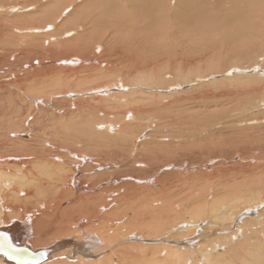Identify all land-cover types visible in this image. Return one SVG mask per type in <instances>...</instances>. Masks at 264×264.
<instances>
[{"label": "bare ground", "instance_id": "6f19581e", "mask_svg": "<svg viewBox=\"0 0 264 264\" xmlns=\"http://www.w3.org/2000/svg\"><path fill=\"white\" fill-rule=\"evenodd\" d=\"M80 1L0 0V71L13 73L9 84L0 75V264H264V221L252 228L251 220L236 223L264 204V0H225L238 3L240 21L208 19L198 32L186 22L192 6L173 0H121L115 10L112 0ZM101 42L121 51L100 56ZM199 79L192 89L215 92L206 90L209 106L198 115L175 109L182 100L177 92L147 91H176ZM116 88L122 92L112 105L101 91ZM178 97L175 108L160 112L161 119L173 115L165 117L167 126L180 123L165 160L195 155L233 163L216 167L225 166L217 180L150 177L146 167L136 171L137 181L161 185L158 193L129 184L121 195L110 187L78 195L104 183L96 173L102 164L83 162L97 160L118 137L136 145V128L144 125L125 122L129 115L149 116L151 107L158 114L160 103ZM114 121L125 123L112 135ZM62 150L82 161L69 168ZM41 155L51 160L40 161ZM24 158L37 161L4 163ZM239 158L247 164L235 163ZM76 170L94 174L77 192ZM210 218L221 235L201 233ZM170 233H181L179 240H164Z\"/></svg>", "mask_w": 264, "mask_h": 264}, {"label": "rangeland", "instance_id": "374dc122", "mask_svg": "<svg viewBox=\"0 0 264 264\" xmlns=\"http://www.w3.org/2000/svg\"><path fill=\"white\" fill-rule=\"evenodd\" d=\"M83 1L84 0H81L79 5H81ZM85 1L93 2L95 0H85ZM194 1L195 0H173L174 5L176 3H177L176 5H178V2H180V3H182V4H179V5H181V7L183 5H184V7L185 6L186 7L192 6L193 10L189 14L188 18H186V22L189 24V26H190V28L192 30H197V32H198V30H200L202 28H205L208 25H210L206 21L208 19H210L211 20L210 22H212V23L213 22H216V21H222V20L225 22V21H227V20L230 19L231 20V23L228 26H231L234 22H239L240 21V18L241 17L240 18L237 17L238 10L240 9L239 6L237 5L238 3H234L232 1L230 3H226V2H224L225 0H207V1H212V2H209V4H207V6H206L204 3H200L198 1H195L194 2ZM8 2L11 3V1H8ZM127 2H128V5H132V2L131 1H127ZM20 3H22V2H20ZM121 4H122V1L121 2H115V0H112V6H113L114 10L117 9ZM103 25L105 26V27H103L104 31H106V30H109L110 31L111 30L110 25L109 26H106L105 24H103ZM83 31H84V28H83ZM106 36H108V35L105 34V37ZM104 45L105 44L102 43V42H101V44H98L99 49H98V53L97 54H99L100 56H102L103 54H107V53L108 54L109 53H118L119 51H121L116 46H114L112 48H109L108 46H106V45L104 46ZM179 55H180V53H179ZM260 60H261V63L264 64V58L261 57ZM41 64L43 65L42 62H41ZM170 65L171 64H169L168 66H166V70L169 68ZM44 66H46V65H44ZM200 66L201 65H196L197 68L200 67ZM257 67L258 68H260V67L262 68V65L261 66H257ZM253 70L254 69L248 68L247 69V72L249 74H252V73H254ZM261 70H264V69L262 68ZM22 72H25V69L24 70L22 69ZM0 75H2V78L1 79H2L3 83L7 82V84H9L11 82L10 81V78L13 77L12 76L13 75L12 70H9L7 68H2L1 71H0ZM262 75L263 74H261V76ZM263 77H264V75H263ZM214 79H216V77H211V80L210 81H213ZM193 83L196 84L193 87H196V86L197 87H200L201 86V83H203V82H201V80L199 79V81H194L191 84H188V83L185 84L184 83L183 86L181 88L177 89L176 91H167L164 88L163 89H160V88H156V87L155 88H148L147 91H149V92L152 91L151 92L152 94H154V92H155V95H157V96L158 95H165L164 94L165 92H167L166 93L167 95H169V94L172 95V94H174V92L175 93L177 92L178 95H179V97L182 96L181 97L182 100L179 103V105L181 104L180 105L181 108H179V105L176 106V108H175V106H173L177 102V100L179 99V97H178V98H176L174 100L172 99V100L164 101V102H167L168 104L167 103H164V102L163 103H160L159 104L160 105V109L163 108V107L164 108L161 109V110L157 109L159 116H157L158 114H156L154 112L151 115L152 111L155 110V107H151L152 110H150V112H149L150 115L149 116H145L143 118H142V115H140L141 112H142V110L138 113L139 114L138 115L139 117L136 116V112L133 113V116L129 115L128 121H125L124 120L125 122H129L130 119H132V121H133L132 123H137L139 125L140 123L143 122L142 124L144 125L143 127L137 126V128H136V130H137V136L139 137L138 138V141H136V145L135 146L134 145H131V143L126 142V141H122V140H120V137H118V138L114 139V143H113L114 145H112L111 147H108V148H106V147L105 148L104 147L102 148V154L100 155V157L97 160L94 159L93 161H90V162L89 161L83 162V165L85 167H88V166L92 167L93 164H95V162L96 163H99V164L101 163L102 166L101 167H99V166L97 167V170H96L97 172L96 173H98L100 175V177H103V182L104 183H102V185L100 187H98L97 191L91 192L89 190V188H88L85 191L81 190L83 192L78 193V195H91V194H94V193H97L98 194V193L102 192V189L104 187H110V189L112 188L109 193H112L113 194L114 191L115 192L117 191L116 193L118 195H121L120 193H123L124 190H126V188H127V186L129 184H134V186L136 185V186H140V187L141 186L148 187V189L151 190L152 192L158 193L160 191L161 185L155 184V183H151V182H142L141 183V182H138L137 181V179L140 176H137L136 171L140 170V168H146V167H147V170L148 171L150 170L149 171V173H150L149 176L150 177H152L154 175H158V173L160 172V177L161 178H162V176L164 174H167V176L172 177V178H174V176H176V175L177 176L179 175V177L185 178V179L189 177L190 180H200V179L203 180L204 178H207L208 177V180H209L208 182L209 183L210 182H213V180L215 181V179L217 180V178H218L217 177V174L221 170H224V167L225 166H219V168H216V167L219 164H222V163H226V165H228V164L229 165H232L233 163L231 164V162H227L224 159H221V160H217L216 159L214 161H211L213 163H210V162L206 163V159L204 158L205 156H203L202 158H198L199 156H195V155L194 156H191L190 155L193 158V160L189 156H187L185 158L187 160L181 159V158H177V160L175 161L176 164H175L174 161H171L170 164H169L170 166L168 165V162L166 161L168 159L167 156H170V155L172 156L173 155L172 154V150L173 149L172 150H169V149L172 148V142L174 140V136H173L174 133L173 132L174 131H178V127H179L180 123L177 124V122H176V127L175 128H172V127L167 126L165 124L166 122H164V121H167V119L169 121L173 117V115H170V116L168 115L169 117L172 116L171 118H169L168 116H165L166 118L167 117L168 118L166 119L164 117V119H161L160 112H163L164 109L166 111L172 110L173 109L172 107H174L175 109H177V108L179 110L181 109L180 110L182 112V113H180L181 115L184 114V113L192 114V115H198V114L202 113L209 106V102H207L209 100V98H207V96H206L207 95L206 94V90H210L211 93L215 92V88H214L215 86L213 84H212L213 85L212 88H214V90L210 88L211 86L210 87L203 88V89L195 90V89H192L193 87H191ZM132 89H134V88H132ZM132 89H130V91ZM101 92L102 93L108 92L109 98H106V99L111 100V102H112L111 104L112 105H115L116 101L115 100H112V98L115 99L114 95L122 92V89L121 88H116L115 90L114 89H112V90H109L108 89V90L101 91ZM170 92H173V93H170ZM200 95L202 97H200ZM77 96H79V95L77 94ZM81 98L82 97H77L75 100H77V99L80 100ZM159 99L160 98H157V100H159ZM172 103H173V105H172ZM168 105H169V107H168ZM182 109H183V111H182ZM74 110H76V109H74ZM36 113L37 112L34 113V115L32 116V119H30L29 121H32V120L35 119V117H36L35 114ZM164 113H166V112L164 111ZM176 113H177V111H176ZM180 114L179 113L177 114L178 116H177V120L176 121H178V118H180ZM142 120H145V121H142ZM160 123L162 125H160ZM123 124L122 123H115V121L114 122H111L110 125H109L108 133L109 134H112V135L118 134L119 131L121 132L122 125ZM163 124H165L168 128H166V126L163 125ZM223 125L224 124L220 125V127H218V130L221 131L222 129H224V126L225 125L224 126ZM112 127H117L118 129H116V130L113 129L112 130ZM145 127H149V128H145ZM27 128L28 127H26L25 130H27ZM171 128H172V130H171ZM98 130L100 132H104L105 131V129H100V128ZM23 133H25V132H23ZM119 142H121V143H119ZM55 148L58 149V147H55ZM45 149H49V148L47 147ZM108 149H110L109 152H112V155L114 154L113 155L114 156V159H115L114 161H110L109 158L107 157V156H109V154H106V151H108ZM145 151H147V152H145ZM260 151L261 150L256 149V151H254V153H256L257 156H260L261 155ZM263 151H264V149H263ZM61 152L63 154H67L68 155L67 162L64 165L68 166L69 168H72L71 161H73V162H78V160L82 161L81 158H79L80 156L79 155H75L74 156L72 151L62 150ZM181 152L185 153V151H181ZM211 152H212V150L210 152H204V154L206 156H208V154H210ZM147 153H148V155H147ZM102 155H104V156H102ZM140 155H142V157ZM46 156H49V154H46ZM46 156L41 155L42 158L39 159V160L40 161H45V162L46 161H50L51 158L50 157H46ZM194 157H195V159H194ZM196 158L199 159V161H200L201 164L198 163V160H196ZM150 159H151V161L149 162ZM141 160H143V161L141 162ZM24 161H28V162L32 163V162L37 161V160H36V158H34V159L24 158L22 160L11 159V160L6 161L4 163H10V162L22 163ZM242 161L243 160H241V158H239V160H235V163H242L243 164V163L246 162V164H247V161H245V162L244 161L242 162ZM256 161H257V158H256ZM138 162L139 163H142L144 166L143 165L140 166ZM194 162H196V163H194ZM259 162L260 163H264L263 160H259ZM178 163H179V165H178ZM156 164L159 165L158 166L159 167V171L154 174L153 173V170H154L153 167H154V165L156 166ZM255 164H257V163H255ZM255 164H254V162L251 163V165H255ZM150 165H151V167H150ZM181 165L183 167H180ZM73 167L76 169V166H73ZM195 167H197V168H195ZM221 167H222V169H221ZM194 169H195V171H193ZM218 169H220V170L218 171ZM203 170H205V171L202 174L201 172H203ZM110 171H111V173H109ZM208 171H210V172H208ZM127 173H128V175H126ZM92 175H94L92 172L89 173V172H86V171H82V172L77 171V174H75V177L74 178H77L76 181H77L78 185L76 186L77 189L74 187V189H75L74 191L77 192L78 188H81L82 187L83 180L86 179V178L91 177ZM104 175H106V176H104ZM113 189H114V191H113ZM118 191H120V192H118ZM116 193H114V195H116ZM213 195H214V193H213ZM118 197H121V196H118ZM44 203H45V201H44ZM53 207H54V204H53ZM250 211H254V212L253 213H249L248 215L246 214V215H240V216H238L237 217V220H236V223H238L239 225L243 226L244 223H246L248 220H251L252 223H249L247 226L249 228H252V227H255V225H253V222L255 220L258 221V222H263L264 221V204H260V209L257 210L256 208H253V210L251 209ZM203 221H204L203 222L204 224H201V225H204V226H201L200 227V228H202L201 229V233L202 234H206L207 233L208 234L207 236H210V235L211 236H213V235H216L217 236L219 234L221 235V233H219V229H218L219 227H216V228H212L211 227V226H213V221H212L211 218H210V220H208L209 222L208 221L206 222L205 220H203ZM208 225H209V227H208ZM204 227H206V228H204ZM180 234L181 233H174V234L170 233L169 236L166 235L163 239L164 240H167L168 239L167 240L168 242H175V240H177V238L179 240V238H180L179 235ZM211 238H213V237H211ZM180 246H182V244ZM118 248H115V249H118ZM94 251H96V250L95 249L92 250V253H95Z\"/></svg>", "mask_w": 264, "mask_h": 264}, {"label": "water", "instance_id": "95a60500", "mask_svg": "<svg viewBox=\"0 0 264 264\" xmlns=\"http://www.w3.org/2000/svg\"><path fill=\"white\" fill-rule=\"evenodd\" d=\"M14 246H15V245H14ZM16 246H19V245H16ZM16 246H15V247H16ZM4 255L6 256L7 254H4ZM6 257H7L9 260L11 259L10 256H8V255H7Z\"/></svg>", "mask_w": 264, "mask_h": 264}]
</instances>
